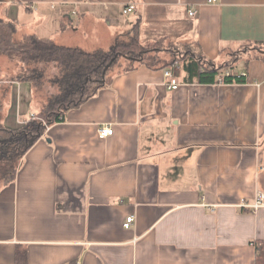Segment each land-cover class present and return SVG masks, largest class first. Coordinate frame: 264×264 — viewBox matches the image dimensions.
<instances>
[{"label":"crops","instance_id":"1","mask_svg":"<svg viewBox=\"0 0 264 264\" xmlns=\"http://www.w3.org/2000/svg\"><path fill=\"white\" fill-rule=\"evenodd\" d=\"M129 3L136 9L124 14ZM0 17L82 49L112 44L138 22L144 44L189 46L233 65L215 83L189 82L179 62L116 72L19 160H0V264H16L21 252L27 264H256L264 0H0ZM11 77L4 96L16 83L34 98L30 83ZM30 108L1 112L0 124L23 126L37 113ZM103 126L114 133L101 138Z\"/></svg>","mask_w":264,"mask_h":264},{"label":"trees","instance_id":"2","mask_svg":"<svg viewBox=\"0 0 264 264\" xmlns=\"http://www.w3.org/2000/svg\"><path fill=\"white\" fill-rule=\"evenodd\" d=\"M18 33L17 21L0 17V55L19 64L13 80L30 83L33 92L43 90L42 107L23 126L10 128L0 124V160L7 165L13 164L15 158L19 160L48 126L62 121L69 110L81 107L109 86L117 69L118 73L127 72L138 64L163 69L179 62L189 82L215 83L226 69L233 67L231 63L217 64L189 46L182 50L162 41L144 44L138 22L109 49L92 52L60 45L37 34L17 38ZM49 71L55 72L49 75ZM225 81L244 82V79L231 76ZM45 85L49 88L45 89ZM255 246L256 264H264V241L256 242ZM16 264H27L24 252L16 257Z\"/></svg>","mask_w":264,"mask_h":264},{"label":"rangeland","instance_id":"3","mask_svg":"<svg viewBox=\"0 0 264 264\" xmlns=\"http://www.w3.org/2000/svg\"><path fill=\"white\" fill-rule=\"evenodd\" d=\"M24 33L25 32H23L22 29H21L19 31L18 35H17V38H20ZM66 42L69 43L70 45H73V46L75 44H77V41H75V42H72V41H69V40L63 41V43H66ZM114 43H112V44H114ZM89 44L90 45L83 46L84 49L89 50V51L90 50H94V49H98V48L108 49L112 45V44H107V43H106V45H93V44L91 45L90 42H89ZM0 68L4 69L3 72L5 71L4 74L3 73H0V116H3L1 114V112L3 114H8V115H9L10 112H16L19 109V106H20L21 103L23 105H24V103H29V105L31 106V108L28 111L29 114H30V112H38L39 108L42 107L41 93H42L43 90L42 89H39L36 92H33L32 91L33 92V95H34V98H33L30 95L29 92H26V91H22L21 92V90L19 89V86L20 85H17L15 83L14 84L13 91L9 92L8 94H6L4 96L5 87L8 86V85H5L4 84V81H6V79H8V78H9L8 80L12 79L11 75H14L15 76L18 73V71L20 69V66H19V64L17 62H11L7 58V56L0 55ZM118 70L119 69L115 70V72H117ZM53 72H55V71H49L48 73H49V75H51ZM12 85L13 84H9L10 87ZM23 86H25V85H23ZM44 88L45 89H48L49 86L48 85H45ZM33 117H35V114H34ZM2 124H4V122H2ZM261 187H262V189H264V175L262 176V186Z\"/></svg>","mask_w":264,"mask_h":264},{"label":"built area","instance_id":"4","mask_svg":"<svg viewBox=\"0 0 264 264\" xmlns=\"http://www.w3.org/2000/svg\"><path fill=\"white\" fill-rule=\"evenodd\" d=\"M209 2H212L214 3L216 0H208ZM136 9V4L135 3H129L127 7H125L123 9V13L124 14H128V13H131L133 12L134 10ZM196 14V10L195 9H192L190 11V15L191 16H194ZM230 74L228 73L227 76H229ZM246 74H238V76H245ZM165 76L169 79L170 83H169V86L172 88V89H176L179 87V82L178 80L176 79V76H175V73H174V69H170V70H167L165 72ZM34 116V114L32 115V117ZM114 133V129L113 127L111 126H103L99 129V136L101 138H106V137H109L111 136L112 134ZM262 172L264 171V168L261 166V169H260ZM247 205V204H245ZM253 206L258 209L262 206H264V192L259 190L257 192V198H256V202L255 204H253ZM134 221V217L133 216H129L127 218V222L125 223V226L126 227H130L131 223Z\"/></svg>","mask_w":264,"mask_h":264}]
</instances>
